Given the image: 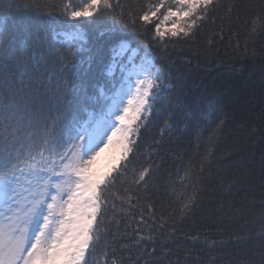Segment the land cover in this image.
<instances>
[{"label":"trees","instance_id":"obj_1","mask_svg":"<svg viewBox=\"0 0 264 264\" xmlns=\"http://www.w3.org/2000/svg\"><path fill=\"white\" fill-rule=\"evenodd\" d=\"M72 2L0 0V189L56 170L105 110L126 41L153 56L158 87L98 188L84 264H264V0H209L166 37L173 0H99L75 19Z\"/></svg>","mask_w":264,"mask_h":264},{"label":"rangeland","instance_id":"obj_2","mask_svg":"<svg viewBox=\"0 0 264 264\" xmlns=\"http://www.w3.org/2000/svg\"><path fill=\"white\" fill-rule=\"evenodd\" d=\"M207 1L173 0L157 20L158 36L183 32L198 7ZM99 3L74 0L67 13L73 19L86 17L94 14ZM155 15L152 10L147 18ZM59 35L64 41L84 39L79 29L60 31ZM111 55L106 74L112 90L105 96V110L90 114L80 124L56 170L40 173L33 188L26 183L25 192L0 189V264H84L100 207L98 188L128 154L135 128L150 111L158 87L159 69L147 49L122 41ZM148 81L152 87L144 106ZM129 124L131 131L124 137Z\"/></svg>","mask_w":264,"mask_h":264},{"label":"bare ground","instance_id":"obj_3","mask_svg":"<svg viewBox=\"0 0 264 264\" xmlns=\"http://www.w3.org/2000/svg\"><path fill=\"white\" fill-rule=\"evenodd\" d=\"M133 75H135V76H139V75H137V74H133ZM148 80H150V79H148ZM151 87H152V86L150 85V83H149V81H148V83L145 85V89H146V92L144 93L145 95L143 94V95H144V99H145V100L143 101V105H144V106H145V103L147 102L148 97L150 96V95H149V91H150ZM112 107H113V106H112ZM112 107H111V108H112ZM130 118H131V119H130V123H133V122H132V121H133L132 115L130 116ZM135 120H136V119H135ZM125 128H126V130H125L126 132H125L124 137H125L126 135L129 136V133H130V131H131V126H130V124H129V125H126ZM126 147H127V146H126V143H124L122 149H123L124 151H126V150H125Z\"/></svg>","mask_w":264,"mask_h":264}]
</instances>
